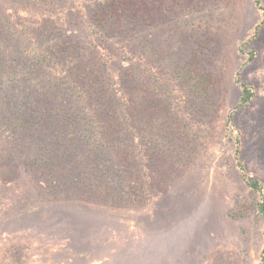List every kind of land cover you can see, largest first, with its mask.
Listing matches in <instances>:
<instances>
[{"label":"trees","instance_id":"trees-1","mask_svg":"<svg viewBox=\"0 0 264 264\" xmlns=\"http://www.w3.org/2000/svg\"><path fill=\"white\" fill-rule=\"evenodd\" d=\"M202 3L0 0V132L34 153L27 164L55 178L54 196L137 206L195 152L212 79L192 48L169 69L166 49L150 41L173 21L169 12ZM240 87L236 108L253 97ZM234 143L240 177L258 195L264 241V191L238 161L237 136Z\"/></svg>","mask_w":264,"mask_h":264},{"label":"rangeland","instance_id":"rangeland-1","mask_svg":"<svg viewBox=\"0 0 264 264\" xmlns=\"http://www.w3.org/2000/svg\"><path fill=\"white\" fill-rule=\"evenodd\" d=\"M254 1L190 4L153 33L166 68L192 48L213 86L195 152L139 205L54 196L55 178L27 164L34 153L0 132V264H262L258 195L234 153L237 136L238 161L264 191V0ZM242 83L253 97L236 108Z\"/></svg>","mask_w":264,"mask_h":264}]
</instances>
